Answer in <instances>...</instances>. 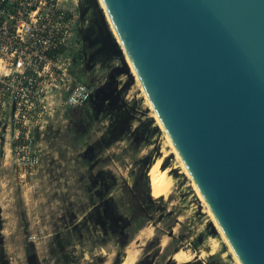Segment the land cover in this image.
<instances>
[{"label": "rangeland", "instance_id": "obj_1", "mask_svg": "<svg viewBox=\"0 0 264 264\" xmlns=\"http://www.w3.org/2000/svg\"><path fill=\"white\" fill-rule=\"evenodd\" d=\"M78 6V49L65 59L91 100L68 108L60 99L72 80L58 74L38 114L14 116L8 104L0 111V264H122L131 254L129 264H239L141 82L124 72L103 7ZM160 157L173 184L154 199L148 172ZM179 250L195 255L177 263Z\"/></svg>", "mask_w": 264, "mask_h": 264}, {"label": "water", "instance_id": "obj_2", "mask_svg": "<svg viewBox=\"0 0 264 264\" xmlns=\"http://www.w3.org/2000/svg\"><path fill=\"white\" fill-rule=\"evenodd\" d=\"M103 3L239 261L264 264V0Z\"/></svg>", "mask_w": 264, "mask_h": 264}, {"label": "built area", "instance_id": "obj_3", "mask_svg": "<svg viewBox=\"0 0 264 264\" xmlns=\"http://www.w3.org/2000/svg\"><path fill=\"white\" fill-rule=\"evenodd\" d=\"M79 0H0V111L15 108L14 116L38 114L52 92L53 80H69L65 55L77 50L75 31ZM66 88L60 100L68 108L92 98L79 81ZM74 82V83H73ZM12 110V108H11Z\"/></svg>", "mask_w": 264, "mask_h": 264}, {"label": "bare ground", "instance_id": "obj_4", "mask_svg": "<svg viewBox=\"0 0 264 264\" xmlns=\"http://www.w3.org/2000/svg\"><path fill=\"white\" fill-rule=\"evenodd\" d=\"M100 5L103 7V10H104V14L106 16V22H108L109 24V28L111 30V32L113 33V35L116 37L122 51H123V54H124V57H125V62H126V65L128 66L129 70L133 73L134 77H135V80L136 81H140L138 75H137V72L133 66V63L127 53V51L125 50V47L123 46L121 40L119 39L117 33H116V30L113 26V23L107 13V10L104 6V3H103V0H98ZM142 85V83H141ZM143 86V85H142ZM143 88V91L145 90L144 87ZM145 97L146 99L148 100L149 102V105H150V108L153 110V113H154V117H155V120H156V123L158 124L159 128L162 129L163 131H165V134H166V137H167V140H168V143L172 149V152L175 153V155L180 159L181 161V166L184 170V172L187 174V176H189L192 181H193V185L195 186V189L197 190V194L199 196V198L202 199H205L203 194L201 193L200 189L198 188L196 182L194 181L193 177L191 176L188 168L186 167L185 163L183 162L179 152L177 151V148L175 147L171 137L169 136V134L167 133V131L165 130V127L163 126L159 116L157 115V112L156 110L154 109L146 91H145ZM163 161V158L160 157L156 160V162L151 166V168L149 169V172H148V177H149V194L155 199V198H159L161 196H166L171 188H172V184H173V177L170 175V168L168 169H161V163ZM204 202V201H203ZM206 202V200H205ZM206 207H207V211L208 213L210 214L211 218H212V221H213V224L214 226L216 227V229L218 230V232L221 234V236L223 237V239L226 241V243L228 244L230 250L232 251V253L234 254L236 260L238 261L239 264H241V262L239 261V258L237 257L236 253L234 252L232 246L230 245L227 237L225 236L223 230L221 229L219 223L217 222L213 212L211 211L210 207L208 206L207 202H206ZM215 243V242H214ZM208 247V246H207ZM214 247L215 245H213V248L212 250H210L211 252H208V253H212V251L214 250ZM210 249V248H209ZM175 252V251H174ZM205 251H199V253L201 255L204 254ZM128 254V253H127ZM193 255V253H191V251H185V250H179V251H176L175 253H173L172 255V259L177 262V263H184V262H187L189 261V258H191ZM130 257H128V260L127 261H123L122 264H129V261H133V258L134 256L131 254L129 255ZM201 257V256H200Z\"/></svg>", "mask_w": 264, "mask_h": 264}, {"label": "trees", "instance_id": "obj_5", "mask_svg": "<svg viewBox=\"0 0 264 264\" xmlns=\"http://www.w3.org/2000/svg\"><path fill=\"white\" fill-rule=\"evenodd\" d=\"M185 264H200L199 261L191 262V263H185Z\"/></svg>", "mask_w": 264, "mask_h": 264}]
</instances>
